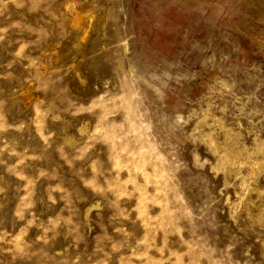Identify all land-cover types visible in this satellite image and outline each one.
Wrapping results in <instances>:
<instances>
[{"label": "rangeland", "instance_id": "obj_1", "mask_svg": "<svg viewBox=\"0 0 264 264\" xmlns=\"http://www.w3.org/2000/svg\"><path fill=\"white\" fill-rule=\"evenodd\" d=\"M263 155L264 0H0V264H264Z\"/></svg>", "mask_w": 264, "mask_h": 264}, {"label": "bare ground", "instance_id": "obj_2", "mask_svg": "<svg viewBox=\"0 0 264 264\" xmlns=\"http://www.w3.org/2000/svg\"><path fill=\"white\" fill-rule=\"evenodd\" d=\"M85 31L82 30V36L85 35ZM202 121V120H201ZM204 122V121H203ZM201 125V124H200ZM206 140L209 142L210 147L218 148L217 143L212 138L211 135H205ZM204 138V139H205ZM205 140V141H206ZM230 142V141H229ZM207 143V142H206ZM220 146V145H219ZM223 146V145H222ZM231 147V146H230ZM223 148V147H222ZM240 150V149H239ZM239 150L235 148H226L223 152L224 161L220 164L221 167L225 170H229L231 172H236L239 167H241L243 164L245 165L244 160L241 157V154ZM222 151V150H221ZM242 153V152H241ZM264 156V155H263ZM221 158V156H220ZM223 159V158H222ZM221 162V161H220ZM251 167V166H250ZM261 167V166H260ZM256 170V169H255ZM249 171V170H248ZM253 171V170H252ZM252 174V173H251ZM247 178H241L240 179V188L245 189L247 187ZM242 195V194H241ZM243 199V198H242ZM241 205V204H240ZM232 209V208H231ZM248 217V216H247ZM250 219H252L253 222L258 224H264V207H261V209L257 212L255 216H250Z\"/></svg>", "mask_w": 264, "mask_h": 264}]
</instances>
